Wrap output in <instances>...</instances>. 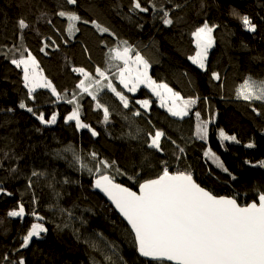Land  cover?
I'll return each mask as SVG.
<instances>
[{"label":"trees","instance_id":"16d2710c","mask_svg":"<svg viewBox=\"0 0 264 264\" xmlns=\"http://www.w3.org/2000/svg\"><path fill=\"white\" fill-rule=\"evenodd\" d=\"M140 2L147 12L133 10V0H77L76 5H68L66 0H0V264H18L20 259L25 264H167L138 255L130 228L95 192V177L80 170L74 152L90 167L95 163L89 160L91 152L115 161L126 173H113L116 181L132 190L168 167L172 173L190 171L196 182L214 195L235 197L242 205L264 192V175H256L257 171L264 173L258 166L264 161V103L237 98V89L247 77L264 81V0ZM161 8L169 12L171 25L163 23ZM12 9L18 19L12 17ZM61 10L75 11L89 23L78 22L79 31L70 35L69 22L57 15ZM243 15L256 25L255 32L242 24ZM21 18L29 24L22 31V41ZM92 21L107 27L109 33L98 32ZM205 22L218 26L207 71L189 59L196 51L192 32ZM124 41L149 62L154 80L167 83L185 99L199 97L188 116L173 117L146 87L129 93L113 79L118 90L127 95L129 108H123L106 89L99 98L109 109L108 123L91 97L79 96L81 120L99 133L94 137L88 129H77L74 121L65 122L73 105L57 100L49 90L37 91L35 101L31 100L22 70L3 55L9 53L10 57L9 49L26 47L37 58L44 76L61 94L67 91L71 97L73 92L80 93L76 84L82 79L71 69L83 67L92 72L95 66L104 67L109 48L123 47ZM212 72H218L221 79H212ZM144 99L151 103L147 112L135 103ZM21 102L38 114L42 112L46 120L57 113V122L42 124L19 107ZM135 110L141 115L133 116ZM197 111L201 119H211L206 140L196 136ZM153 125L165 133L163 151L147 146L146 134L154 132ZM221 129L240 143L222 141ZM249 142L256 146L245 147ZM176 145L184 148V153ZM208 148L228 172L204 156ZM33 172L40 175L33 176ZM20 204L25 216H8ZM33 210L44 221H36L30 214ZM36 222L44 223L47 233L21 249L23 235Z\"/></svg>","mask_w":264,"mask_h":264},{"label":"snow or ice","instance_id":"6c2138e0","mask_svg":"<svg viewBox=\"0 0 264 264\" xmlns=\"http://www.w3.org/2000/svg\"><path fill=\"white\" fill-rule=\"evenodd\" d=\"M68 5H76L77 0H66ZM155 7V4L152 5ZM147 12L149 9L142 6L140 0H133V10ZM163 13V23L171 25L173 23L168 11L160 9ZM233 14L235 10H233ZM61 18H66L69 22L68 32L72 35L79 31L76 24H88L75 11L61 10L57 13ZM242 24L250 32L256 31V25L247 16L240 17ZM51 23V21H48ZM100 33H109L107 27L95 21L91 22ZM18 27L22 31L29 28L25 19L18 20ZM217 25L210 26L205 22L197 27L192 36L195 41V55L190 56L192 64L199 69L207 71V60L209 50L214 46L215 40L213 32ZM111 34V33H110ZM50 39V38H49ZM55 44V41L51 42ZM67 43V41H65ZM123 47L117 45L108 50V60L104 67L95 66L92 72L86 71L83 67H73L71 70L77 73L82 79L76 84L81 94H86L95 102V108L102 110L104 123H108L110 112L107 106L101 103L100 94L106 89L113 93L122 104L123 108H129V99L123 90H118L113 82V77L129 93H136L143 85L151 90L158 98L159 106L166 108L167 112L173 116L183 119L189 115L190 109L197 103L199 97L185 99L177 91H174L167 83L157 82L149 74L150 64L138 52L131 48L126 41L122 42ZM50 45L45 44L44 47ZM44 51V48H41ZM87 51V49H85ZM13 53H3L6 58L17 69L22 70L24 87L28 90V97L35 101V93L38 89H48L57 100H66L73 105V110L65 117V122L74 121L77 129H88L92 136L99 133L91 128L88 123L81 120V105L75 92L71 97L67 91L61 94L56 86L43 75L37 58L26 48L9 49ZM47 54V53H45ZM212 79H221L218 72L211 73ZM237 98L249 103L260 101L264 103V81H256L252 77H247L244 83L237 89ZM141 108L147 112L151 103L148 99L136 100ZM21 109H26L32 113L42 124H55L57 113H53L50 119H45L42 112L39 114L33 107L21 102ZM253 112L260 114L253 107ZM133 116H140L141 112L135 110ZM197 125L196 136L200 140H206L209 135L208 125L211 119L201 120L200 112L194 113ZM149 123H151L149 121ZM148 132V147L157 151L161 148V139L165 133L160 129ZM222 141H232L240 143L235 135H228L224 130L219 131ZM170 139V138H169ZM175 144V141H172ZM254 142L245 145L247 148H254ZM180 153H184V148L176 145ZM75 160L79 164L80 170L87 171L95 177L94 188L99 189L115 206L120 215L127 221L134 234L137 251L142 257L151 258L158 261H171L174 264H264V192L257 195V199L247 204H240L235 197L214 195L198 184L190 171L170 172L168 167H163L161 174L152 179H146L139 183V191H133L130 187L118 183L113 173L126 175L121 169L115 166V161L109 162L101 158L98 153H89V160L94 161V166H89L79 154L74 152ZM208 157L220 167L228 172L224 167L220 157L208 148L204 152ZM179 159V157H177ZM166 163V162H165ZM246 163H251L246 161ZM253 167L257 165H252ZM259 167L264 168V161L259 162ZM33 176L40 175L37 172ZM138 175V174H137ZM231 175V173H229ZM236 179L235 176L232 177ZM134 179V177H129ZM11 195V193H8ZM25 208L20 204L18 209L8 212L10 217L25 216ZM36 221H44V217L37 214L35 210L30 213ZM48 229L44 223H32L30 229L22 237L21 249L28 248L33 238H40L42 233H47ZM7 260V257L4 258ZM110 259V258H109ZM18 264H25L23 259Z\"/></svg>","mask_w":264,"mask_h":264},{"label":"water","instance_id":"95a60500","mask_svg":"<svg viewBox=\"0 0 264 264\" xmlns=\"http://www.w3.org/2000/svg\"><path fill=\"white\" fill-rule=\"evenodd\" d=\"M94 180H95V178L93 179V182H92V184L94 185ZM196 181V180H195ZM199 184V183H198ZM124 185V184H123ZM94 190H95V192L97 193V194H99L101 197H103L104 199H105V201L115 210V213L117 214V215H119V217H120V219L126 224V225H128L127 224V221L126 220H124V218L120 215V213L118 212V210H116L115 209V206L112 204V202L107 198V196L104 194V193H102L99 189H96V188H94ZM207 190V189H206ZM133 191H139V187H138V189L137 190H133ZM238 202V201H237ZM239 203V202H238ZM128 227L130 228V226L128 225ZM131 230V229H130ZM132 232V231H131ZM132 235H134L133 233H132ZM135 239V238H134ZM135 245H136V243H135ZM138 252V251H137ZM138 255L140 256V254L138 253ZM142 257V256H141ZM144 260H146V261H150V262H158V260H153V259H151V258H147V257H142ZM159 262H165V263H167V264H174V262H171V261H166V260H164V261H159Z\"/></svg>","mask_w":264,"mask_h":264},{"label":"rangeland","instance_id":"374dc122","mask_svg":"<svg viewBox=\"0 0 264 264\" xmlns=\"http://www.w3.org/2000/svg\"><path fill=\"white\" fill-rule=\"evenodd\" d=\"M11 15H12V17L15 18V19H18V18H19V16H17V12H16L14 9L11 10ZM212 48H213V47H212ZM212 48H211V49H212ZM211 49H210V50H211ZM210 50H209V52H210ZM194 55H195V54H194ZM192 56H193V55H192ZM144 59H145V58H144ZM37 61H38V60H37ZM190 61H191V60H190ZM40 70H41V69H40ZM149 70H150V68H149ZM43 75H44V74H43ZM150 76H151V74H150ZM151 77H152V76H151ZM114 81H117V80H114ZM117 83H118V81H117ZM141 87H144V86L142 85ZM141 87H140V88H141ZM140 88H139V89H140ZM139 89H138V90H139ZM147 89H148V88H147ZM39 90H44V89H38L37 91H39ZM46 90H48V89H46ZM148 90H150V89H148ZM49 91H50V90H49ZM150 91H151V90H150ZM137 92H138V91H137ZM195 106H196V105H194V106L190 109V111H192V110L194 109ZM200 116H201V115H200ZM201 120H203V119H201ZM197 123H198V122H197ZM256 175L259 176V177H261V176L264 175V173H263L262 171H257V172H256ZM15 218H18V217H15ZM42 234H43V233H42ZM42 234H41V235H42ZM33 239H34V238H33Z\"/></svg>","mask_w":264,"mask_h":264},{"label":"bare ground","instance_id":"6f19581e","mask_svg":"<svg viewBox=\"0 0 264 264\" xmlns=\"http://www.w3.org/2000/svg\"><path fill=\"white\" fill-rule=\"evenodd\" d=\"M113 79H115L114 77H113ZM82 94L81 93H79L78 95H77V97H78V103L81 105V107H82V100H80L79 99V96H81ZM84 95V94H83ZM74 107V106H73ZM45 116V115H44ZM45 118H46V116H45Z\"/></svg>","mask_w":264,"mask_h":264}]
</instances>
